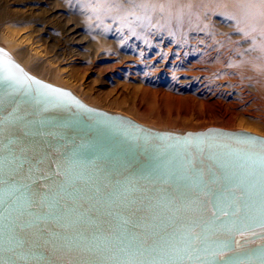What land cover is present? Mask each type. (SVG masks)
<instances>
[{"label": "water", "instance_id": "95a60500", "mask_svg": "<svg viewBox=\"0 0 264 264\" xmlns=\"http://www.w3.org/2000/svg\"><path fill=\"white\" fill-rule=\"evenodd\" d=\"M0 264H264V135L149 127L0 45Z\"/></svg>", "mask_w": 264, "mask_h": 264}, {"label": "rangeland", "instance_id": "374dc122", "mask_svg": "<svg viewBox=\"0 0 264 264\" xmlns=\"http://www.w3.org/2000/svg\"><path fill=\"white\" fill-rule=\"evenodd\" d=\"M18 7L20 6L14 5V8ZM63 8L66 13L56 19L36 15L34 19L7 23L12 25L11 28L19 36V41H22L19 47L11 49V52L17 55L18 60L33 74L61 87L72 89L91 105L131 116L152 128L185 132L215 126L231 130L246 129L264 135V92L259 89V86L264 84V64L244 65L235 69L220 57L215 58L214 54L211 59L205 61L207 63H200V53L194 54L195 59L189 63L181 62L175 54L184 55L186 49L173 45L172 40L163 34H159L161 39L168 38L171 43L166 45L158 41L151 57L141 60L140 52L147 49L142 42L137 43L134 37L127 35L128 33L115 32L111 27L100 25L95 20H92V28L87 23L89 21L77 12L75 7L63 3ZM213 19L214 27L217 28H228L225 23L217 24L222 20L233 25L232 20L221 15H207L206 21ZM67 21L82 26V34L87 37L90 49L93 48L92 54L83 47L77 49L88 54L86 58L78 59V56L70 54V50L65 48L62 32L67 26ZM203 34L204 32H200V40L204 37ZM103 41L109 45L97 54L94 47H98ZM0 45L9 48L2 40L1 34ZM196 47V50H199L206 46L204 42L202 44L198 41ZM194 50L193 47L192 51ZM18 51H23L25 57L21 58L17 54ZM212 52L214 51L209 53ZM147 66L152 69L148 71ZM50 68L59 72L58 79L45 72ZM204 71L209 73L205 75L209 80L205 84L198 82L197 86L183 85L186 77L192 72ZM154 72L158 76L154 77ZM228 85L242 90L245 94L236 97V94L228 92ZM145 87L153 91L170 92L175 96H185L186 100H178L169 107L166 104L155 106L153 98L140 92ZM148 109L152 113H147Z\"/></svg>", "mask_w": 264, "mask_h": 264}, {"label": "bare ground", "instance_id": "6f19581e", "mask_svg": "<svg viewBox=\"0 0 264 264\" xmlns=\"http://www.w3.org/2000/svg\"><path fill=\"white\" fill-rule=\"evenodd\" d=\"M63 3L75 7L76 11L89 21L87 23L92 28V20H95L100 25L111 27L115 32L128 33L127 35L131 36V38L134 37L137 43L139 41L142 42L147 49L140 52L141 60L144 57H151V54H153L151 52L158 44V41L168 45L171 43L168 41V38H170L173 45L186 49L184 55L175 54L181 62L189 63V61L195 59L194 56L196 55L194 54L200 53L199 55L202 56L200 63H207L205 61L211 59L214 54L215 58L217 56L220 57L235 69L244 65L256 64L260 66L264 64V0H0V34L2 40L8 44V50L11 52V49L19 47L22 41H19L20 38L11 28L12 25L7 23H17L27 18L34 19L36 15L56 19V17L64 16L66 13ZM14 5H19L20 7L14 8ZM207 15L214 17L216 15L224 16L226 19L232 20L233 25L221 19L222 21L217 22V24L225 23L228 28L214 27V19L213 21H206ZM200 32H204V37L201 40L199 39ZM159 34L168 37L167 40L161 39ZM62 35V41H64L65 48L70 50V54L78 56V59L80 57L86 58L88 54L77 50L82 47L88 49L89 54H92L93 51L91 52V50L93 48L90 49L91 46H89L87 37L83 36L82 26L74 25L67 21V26L63 29ZM193 35L198 37L194 38ZM198 41L202 42V44L204 42L205 49L196 50L198 49L196 47L198 46ZM108 45L107 42L103 41L98 47L95 46L94 49L98 54V51L107 48ZM193 47L195 48L194 51H192ZM173 51L175 52V50ZM210 51L214 52L209 53ZM17 54L21 58L25 57L23 51H18ZM97 54L95 55L96 57ZM15 56L17 58V55ZM34 68L38 69L37 67ZM150 69L152 67L147 66V70L150 71ZM45 72L51 77L57 79L60 77L59 72L55 69L50 68L45 70ZM192 73L184 80L183 85L185 87L190 85L197 86L199 83L205 84L207 82L208 79L205 78V75H209V73L205 71L204 73ZM152 74H154V77L158 76L155 72ZM259 89L264 92V84L260 85ZM227 90L232 94H236V97L245 94L242 90L232 88V85H228ZM140 92L153 98L155 106L166 104L169 107L178 100H186L185 96H175L170 92L164 91H153L148 87H145ZM150 109L147 110V113H152V109Z\"/></svg>", "mask_w": 264, "mask_h": 264}]
</instances>
